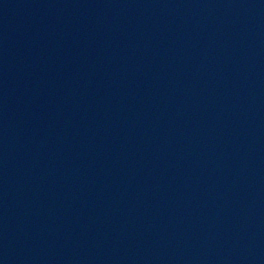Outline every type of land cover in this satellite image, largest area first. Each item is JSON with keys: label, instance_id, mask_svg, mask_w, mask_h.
I'll return each mask as SVG.
<instances>
[{"label": "water", "instance_id": "obj_1", "mask_svg": "<svg viewBox=\"0 0 264 264\" xmlns=\"http://www.w3.org/2000/svg\"><path fill=\"white\" fill-rule=\"evenodd\" d=\"M0 264H264V0H0Z\"/></svg>", "mask_w": 264, "mask_h": 264}]
</instances>
